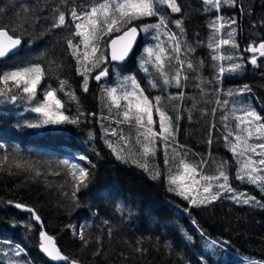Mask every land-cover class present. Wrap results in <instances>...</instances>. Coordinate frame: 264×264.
Returning a JSON list of instances; mask_svg holds the SVG:
<instances>
[{
    "label": "trees",
    "instance_id": "1",
    "mask_svg": "<svg viewBox=\"0 0 264 264\" xmlns=\"http://www.w3.org/2000/svg\"><path fill=\"white\" fill-rule=\"evenodd\" d=\"M88 2L0 0V9H3L0 19L6 22L16 19L21 6L30 7L32 14L39 17L25 26L27 31L23 33L24 43L18 55L0 61V70L9 71L29 63L41 64L46 76L38 89V98L41 99L43 88L58 89L61 80L67 81L65 91H58L57 95L64 102L65 114L80 118L78 124L58 126L59 131H52V126L31 129L23 125L39 119L37 113L30 111L34 105L26 99L12 103L0 98V143L5 145L0 149V157L6 153L9 155V161L0 165V264H10V261L52 264L39 252L41 230L54 238L63 255L78 260L80 264H235L236 253L264 261V209L241 206L244 204L227 198L230 193L211 204L192 206L169 191L166 180L169 167L175 174L179 158L175 162L170 160L169 166H165L164 142L157 140L156 154L147 160L149 171L132 163V160L140 163L145 160L138 155L135 122H116L123 119L120 113L127 102L121 99V108L112 107L110 111L106 106L110 101L102 99L104 89L119 87L122 77L135 75L149 99L158 95L164 98L162 107L172 117L175 129V141L170 143L182 146L178 150L186 163L200 165L201 161H207L202 170L198 167L197 171L202 175L216 176L224 162L230 185L237 192L245 191L264 203V190L259 184L236 179L240 166L224 139L228 128L223 120L228 110L237 107L240 101L249 108L264 105V73L253 70L249 61L241 63L247 56L242 53V48L264 39V24L261 23L264 21V0H236L234 5L223 3L219 10L212 9L203 0H177L180 13H172L158 5L170 21L168 29L181 41L180 59L185 61L182 77L187 78L181 80L180 88L174 84L164 85L151 64L143 66L148 68L147 73L143 70L141 62L146 55L145 49L158 43L154 38L156 32L150 30L138 31V41L126 62L101 65V69L107 67L109 72L98 84L92 81V75L101 69L94 70L85 92L83 77L77 71L78 65L67 47V39L75 30L69 15L71 9ZM57 7L64 11L68 23L52 28L53 10ZM217 16L236 21L216 34L217 38L227 39V32L235 29L239 47L234 49L225 45L221 48L223 54L234 56L233 61L212 59L216 53L209 47L213 36L209 24ZM175 20L183 21L182 31L171 23ZM156 21V17H148L136 21L135 26L139 29L142 24ZM116 34L100 41L103 54H106L107 41ZM73 39L74 43L78 42L77 38ZM161 40L165 41L164 47H170L166 36H161ZM189 60L194 70L187 69ZM233 62L241 63L243 67L217 79L218 65L227 67ZM177 68L179 64L174 58L165 62L169 77L175 75ZM150 81H156L158 86L151 87ZM245 85L250 91L238 94ZM230 90L237 94L228 96ZM68 92L74 93L75 99L70 98ZM179 92L184 93L183 99H167ZM225 100L228 104L223 103ZM107 118L114 124H109ZM153 119L156 122L154 129L159 132V117L155 112ZM111 129L117 134L112 135ZM119 135L130 140V146L122 153L129 156L127 160L117 159L108 146L111 142L118 150L124 147ZM72 156L76 157L77 164L89 170L92 177L89 186L77 192L75 201L70 195L72 177L67 167L60 164L61 160H69ZM81 156L86 159L81 161ZM13 158L35 164L42 175L34 177L33 172L15 167ZM157 170L161 176L153 179ZM66 192L68 196L64 195ZM16 204L34 209L42 224L35 222L31 214L14 209ZM244 217L250 220L249 227ZM257 226L261 227L259 233ZM80 228L84 229L87 244L79 238ZM213 241L217 243L212 244ZM17 246L24 249L19 256L10 250L16 251ZM250 246L257 251L250 253Z\"/></svg>",
    "mask_w": 264,
    "mask_h": 264
},
{
    "label": "snow or ice",
    "instance_id": "2",
    "mask_svg": "<svg viewBox=\"0 0 264 264\" xmlns=\"http://www.w3.org/2000/svg\"><path fill=\"white\" fill-rule=\"evenodd\" d=\"M212 9L219 10L223 3L235 4L236 0H203ZM164 6L170 9L172 13H180L181 6L177 0H89L82 6H74L71 9L70 17L74 24V32L67 39V47L71 50V55L76 59L78 73L83 77V90L88 91V81L90 75L96 69H101V65L105 64L108 56L101 51L100 41L105 36H111L113 33H122L116 35L110 40V58L112 61H124L132 50L133 44L138 35V31L149 32L154 30V37L158 43L155 46H150L145 49V58L142 60V67L151 64L156 68L157 72L163 79L164 85L174 84L177 88L181 86L182 72L185 68V61L180 59L182 51L180 38L175 32L168 29L170 21L165 14H162L157 6ZM54 18L52 28L65 26L68 22L64 11L59 7L54 10ZM3 12V9H0ZM156 17L157 21L152 24H142L138 29L135 26L136 21H141L144 18ZM39 17L32 14L30 7L21 6V12L16 19L4 21L0 19V61H4L9 57L18 55L20 46L24 43L23 33L27 31L26 25H30ZM177 28L182 29V20L171 21ZM236 23L235 19H225L223 16H217L210 22L209 27L213 30V36L210 37L212 43L209 47L216 53L212 59L216 61H233L234 56L231 54H223L222 46L228 45L232 48H238L235 40L232 38L235 29L227 32V39L217 38L216 34L220 33L226 26L230 27ZM264 24V21L261 22ZM20 33V34H17ZM161 36L167 37L169 48L164 47L165 41L161 40ZM77 38L78 42L74 43ZM81 45L83 49H81ZM191 51V49H189ZM246 51L252 53L250 58L251 65H257L258 59L264 57V39L258 44L253 42L249 44ZM258 54V55H257ZM175 59L179 68L176 69L175 75L169 77L165 71V62H170ZM187 69L194 70L193 63L189 60L186 64ZM243 67L241 63H230L227 67L218 65L217 79L228 73H235ZM147 73L148 68L143 67ZM108 68L104 67L95 74L94 79L100 81L108 76ZM46 76V70L39 63H29L25 66H15L12 70H0V98L3 101L15 103L18 100L26 99L29 104H33L30 108L31 112L37 113L39 119L35 122H26L23 126L31 129H40L47 126H52V131H59L58 126L65 124L75 125L80 121L79 116L70 117L65 114L64 102L58 97L57 93L64 92L67 81L61 80L59 88H49L42 92L43 99L38 98V89ZM150 86L156 88V81H150ZM250 91L247 85L238 90V94ZM120 93L118 96L117 93ZM105 97L110 103L106 105L111 111L112 107L121 108L120 100L123 99L127 103L123 106V111L120 113L122 120H117V123L135 122L137 135L135 143L139 145L140 155L145 162L140 163L138 160H132V163L139 164V167L145 171H149L147 160L149 157H154L156 154V141L164 142V164L169 166L170 160L175 162L179 158L178 171L173 174L169 167V174L166 177L169 185V191L175 192L178 196L187 200L192 206H201L211 204L221 198L222 195L231 194L227 198L235 201L238 204L253 205L264 209V203L258 200L255 196L248 195L245 192H237L229 183V176L224 170V162L218 168V175L207 176L198 172V167L202 170L203 165L207 161H201L200 165H190L185 162L182 157V146H173L170 141H175V129L173 126L172 117L162 107V96H155L149 99V96L144 94V89L140 86L135 75L125 76L121 78L119 87L104 89ZM237 93L228 91V96H233ZM70 98L75 99L72 92H68ZM184 97L183 92L177 93L175 96H169V100H181ZM228 104V101H223ZM215 111V110H214ZM159 117V129L157 132L154 129L155 121L153 113ZM237 112L241 114L236 115ZM232 118L236 121L235 131H233L227 121L229 116H224L225 127L229 128L228 134L225 136V141L230 143V150L237 157V162L240 167L237 170L236 179L246 180L253 185L259 184L264 190V142L249 143L250 140L264 141V117H262L254 108H240L232 110ZM20 127V125H17ZM106 131H109L106 129ZM111 134L116 135V130L111 129ZM229 137H234L235 142H231ZM124 147L119 150L108 142V146L119 160H127L129 156L124 155L126 147L130 146V140L123 135L120 136ZM5 145L0 143V149H4ZM169 149L172 155L169 156ZM254 157H259L255 159ZM86 157L81 156L80 160H85ZM9 161V155L6 153L0 157V165ZM12 162L17 168L34 173V177L42 175L41 169L31 162H20L13 158ZM60 164L67 167L72 177L71 199H77V192L82 188H87L91 182V174L86 167L80 164L63 159ZM59 175V173H55ZM161 176L159 170L155 171L152 178L158 179ZM199 176V179H197ZM222 181L221 183H216ZM68 196L69 193H64ZM17 208H26L23 204H16ZM27 211L33 214V218L37 222H41V218L35 213L34 209L27 208ZM195 223V221H193ZM42 224V222H41ZM79 238L84 244L88 243L85 238L83 228L78 232ZM40 244L39 248L50 257L53 261H63L66 264H80L78 260L70 259L69 256L63 255L60 249L56 246L55 240L49 236L47 232L41 230L39 233ZM217 243L213 241L212 244ZM24 249L17 246L16 255L19 256ZM97 254H99L97 252ZM10 264H20L19 261H10ZM250 264H264V261L251 260Z\"/></svg>",
    "mask_w": 264,
    "mask_h": 264
},
{
    "label": "rangeland",
    "instance_id": "3",
    "mask_svg": "<svg viewBox=\"0 0 264 264\" xmlns=\"http://www.w3.org/2000/svg\"><path fill=\"white\" fill-rule=\"evenodd\" d=\"M234 40H235V42H236V44H237V41H236V39H235V36L234 37H232ZM248 47V46H247ZM239 55V54H238ZM245 55H247L246 57H245V61H241V63H244V62H246V61H248V60H250V58H251V55H248V54H245ZM242 58V57H241ZM252 68H253V70H255V71H258V70H260V72L263 74L264 73V57H262V58H259L258 59V63H257V65H252ZM99 71H97L95 74H97ZM94 74V75H95ZM94 75H92V77L94 76ZM263 80H264V78H263ZM49 87H45V88H43L42 90H41V92H40V96H41V100L43 99V96H42V92L43 91H45V90H47ZM264 89V88H263ZM119 92L117 93V95L119 96ZM249 108L248 106H247V104L246 103H244L243 101H240L239 103H238V106L236 107H234L235 109H240V108ZM234 108H232V109H229L228 110V112H227V116H229V120H228V125H229V127L233 130V131H235L236 129H235V123H236V121L232 118V110L234 109ZM262 117H264V105H262V106H258L257 108H254ZM239 114H241L240 112H237L236 113V115H239ZM108 119V122H109V124H114V123H112L110 120H109V118H107ZM228 131H229V128H228ZM117 133V132H116ZM119 139H120V135H119ZM229 140L231 141V142H235L234 141V137H229ZM121 141V140H120ZM123 142V141H122ZM262 142H264V141H262ZM249 143H261V142H258V141H256V139L255 138H253L252 140H250L249 141ZM228 144L230 145V143L228 142ZM72 159V161L71 162H74V163H76V157L75 156H72V157H70L69 158V160H71ZM255 159H259L258 157H256ZM74 160V161H73ZM238 166H240V164H238ZM197 179H199V176H197ZM253 186V185H252ZM245 192V191H244ZM241 206H245V205H241ZM247 208H248V206H246ZM259 209V208H258ZM244 213H248V212H244ZM259 213V212H258ZM240 219V218H239ZM244 220H245V223H247L248 224V227H249V225L251 224V222H250V220H248L246 217H244ZM260 223V222H259ZM257 230V232L259 233L260 231H261V227L259 226H257V228H256ZM253 247H256L257 248V246H253ZM252 246H250L249 247V249H250V253L252 252V251H257V249L256 248H253ZM14 254L16 253V251H15V249H10ZM251 260H256V261H260V260H257V259H250V257H242V255H240V254H238V253H236L235 254V264H250V261Z\"/></svg>",
    "mask_w": 264,
    "mask_h": 264
},
{
    "label": "water",
    "instance_id": "4",
    "mask_svg": "<svg viewBox=\"0 0 264 264\" xmlns=\"http://www.w3.org/2000/svg\"><path fill=\"white\" fill-rule=\"evenodd\" d=\"M119 34H122V33H117L116 35H119ZM116 35H114V36H112V37H110V39L107 41V43H106V55L108 56V60H107V63L108 64H123L124 62H126L127 60H128V58L130 57V55L132 54V52H133V50H134V48H135V46H136V43H137V41H138V38H139V32H138V35H137V37H136V40H135V42H134V44H133V47H132V50L129 52V55L125 58V60L124 61H112L111 60V58H110V47H109V44H110V40L111 39H114L115 38V36ZM259 43V42H258ZM257 43V44H258ZM248 47H246V48H242V53H244V54H248V55H252V53H250V52H248V51H246V49H247ZM258 55V54H257ZM98 74V73H97ZM95 76V75H94ZM94 76L92 77V81L94 82V83H99L101 80H103L104 78H102L100 81H97V80H95L94 79ZM13 207H14V209H16V210H18L19 212H22V213H26V214H31L32 215V218H33V214L31 213V212H29V211H27L26 209H27V207L26 208H24V209H22V208H17L15 205H13ZM33 220H34V218H33ZM35 221V220H34ZM35 222H37V221H35ZM39 244H40V237H39V235H38V248H39ZM39 252H40V254L48 261V262H50V263H52V264H59V263H62L63 261H53L50 257H48L45 253H43L42 252V250L39 248Z\"/></svg>",
    "mask_w": 264,
    "mask_h": 264
}]
</instances>
